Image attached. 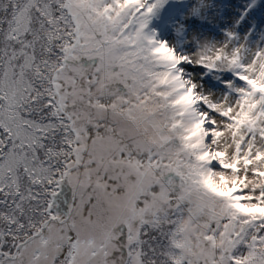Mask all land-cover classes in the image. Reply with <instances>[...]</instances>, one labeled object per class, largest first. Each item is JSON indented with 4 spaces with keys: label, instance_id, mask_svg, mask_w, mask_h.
I'll use <instances>...</instances> for the list:
<instances>
[{
    "label": "snow or ice",
    "instance_id": "obj_1",
    "mask_svg": "<svg viewBox=\"0 0 264 264\" xmlns=\"http://www.w3.org/2000/svg\"><path fill=\"white\" fill-rule=\"evenodd\" d=\"M173 7L0 0V264H264V48L181 55Z\"/></svg>",
    "mask_w": 264,
    "mask_h": 264
},
{
    "label": "rangeland",
    "instance_id": "obj_2",
    "mask_svg": "<svg viewBox=\"0 0 264 264\" xmlns=\"http://www.w3.org/2000/svg\"><path fill=\"white\" fill-rule=\"evenodd\" d=\"M189 3L190 0H168V4H182L188 9L173 7L179 21L170 23L171 32H162L159 27L164 8L156 12L146 31H156L158 38L168 40L181 55L193 54L205 44L224 43L229 40L228 33L233 34V43H243L249 50L264 48V0H191L200 7L199 17L190 15ZM188 21H193L194 26ZM180 22H184L183 33L177 31ZM186 71L198 78L206 90L217 93L224 89V81L231 76V73L209 71L198 65H190ZM216 85L219 87H213Z\"/></svg>",
    "mask_w": 264,
    "mask_h": 264
}]
</instances>
